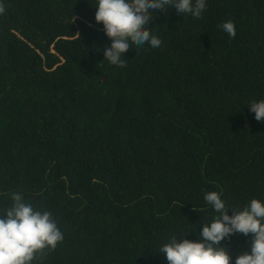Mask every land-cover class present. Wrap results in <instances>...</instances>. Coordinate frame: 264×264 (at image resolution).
Returning <instances> with one entry per match:
<instances>
[{"label":"trees","instance_id":"obj_1","mask_svg":"<svg viewBox=\"0 0 264 264\" xmlns=\"http://www.w3.org/2000/svg\"><path fill=\"white\" fill-rule=\"evenodd\" d=\"M0 15V210L20 192L64 234L42 264H167L213 213L264 200V0H207L199 20L153 12L159 48L121 67L94 0H4ZM231 20L229 38L218 25ZM230 215V213H228ZM248 237L221 241L234 261Z\"/></svg>","mask_w":264,"mask_h":264},{"label":"clouds","instance_id":"obj_2","mask_svg":"<svg viewBox=\"0 0 264 264\" xmlns=\"http://www.w3.org/2000/svg\"><path fill=\"white\" fill-rule=\"evenodd\" d=\"M206 6L207 0H94V22L110 41L100 50L103 59L121 67L125 52L133 45L159 48L161 39L150 31L154 11L165 13L170 8L180 16L199 20ZM5 9L0 0V15ZM218 27L229 38L235 37L231 20ZM247 106L256 121L264 120V99ZM9 198L10 205L0 210V264H42L45 250H54L64 234L49 211L35 208L20 192L12 191ZM203 200L213 213L211 219L199 223L195 240L185 239L190 230L196 233L195 227L183 235H169L158 249L167 264H264V200L253 198L231 207L219 191L205 192ZM238 235L248 237V251H241L233 261L229 247L221 241Z\"/></svg>","mask_w":264,"mask_h":264}]
</instances>
